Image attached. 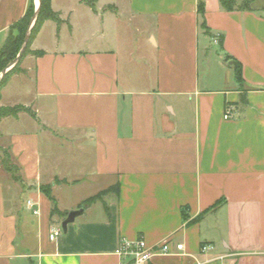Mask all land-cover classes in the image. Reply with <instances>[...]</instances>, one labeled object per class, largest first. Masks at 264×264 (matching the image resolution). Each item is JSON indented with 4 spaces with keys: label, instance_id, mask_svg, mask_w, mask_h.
Segmentation results:
<instances>
[{
    "label": "crops",
    "instance_id": "obj_1",
    "mask_svg": "<svg viewBox=\"0 0 264 264\" xmlns=\"http://www.w3.org/2000/svg\"><path fill=\"white\" fill-rule=\"evenodd\" d=\"M30 1L0 0V49ZM203 1L210 36L197 0H51L62 24L42 25L41 54L0 90V106L35 115L0 121L21 180L0 179V264H117L119 242L136 239L171 243L148 264H264V0L253 12Z\"/></svg>",
    "mask_w": 264,
    "mask_h": 264
},
{
    "label": "trees",
    "instance_id": "obj_2",
    "mask_svg": "<svg viewBox=\"0 0 264 264\" xmlns=\"http://www.w3.org/2000/svg\"><path fill=\"white\" fill-rule=\"evenodd\" d=\"M218 1H219V5L221 9L225 12H234V11L253 12L254 11L251 8V0H218ZM80 2L87 5L92 10H95V0H80ZM34 11H35V8L33 5V0H31L24 15L10 26L7 39L4 45L2 46V48L0 49V73L8 64H10L13 60H15L16 56L18 55L21 45L23 43L25 34L28 30L30 21L34 16ZM197 14L200 18L199 29L203 32V34L210 36L211 33L208 31L203 21V14H204V1L203 0H197ZM262 16H264V14ZM46 21H52L58 27L62 24V20L60 19L59 14L56 12H53V10L51 9V0H39V6L37 9L35 20L29 31V38H28L26 48L23 54L21 55L19 61L0 80V90L7 83V81L12 75H15L21 72L20 64L26 55L31 54L33 56H38L41 54L40 52H30V45L33 39L35 38V36L37 35V33L40 31L42 25ZM14 31L16 32V34H13ZM212 37L214 38L215 35H212ZM221 43H222V36L219 35L218 45H221ZM224 61L226 62L228 67L232 70L233 76L238 85V88H242L243 79H242V74H241L240 63L229 56L224 57ZM21 112L27 113L32 118L35 117L34 113L29 108H25L22 106H14V107L0 106V121L8 117H13V118L17 117V115ZM6 153H7V156H6L7 161L5 163L0 161V165L4 167L6 172L11 173L10 172V169H11L10 156L7 151ZM12 167L14 168L16 172H18L17 168L14 165H12ZM11 176L16 182L21 181L19 177H15V175L13 174H11ZM54 183L60 184L61 182L56 179ZM39 191L50 200L52 205H55V200L51 192V185L40 186ZM109 193L118 194V186L117 185L112 186L106 190L100 191L97 194L85 199L83 202H81L78 208L81 209V208L89 207L93 205L94 203H96L97 201H101L103 197H105Z\"/></svg>",
    "mask_w": 264,
    "mask_h": 264
},
{
    "label": "built area",
    "instance_id": "obj_3",
    "mask_svg": "<svg viewBox=\"0 0 264 264\" xmlns=\"http://www.w3.org/2000/svg\"><path fill=\"white\" fill-rule=\"evenodd\" d=\"M213 41L218 44V36L214 37ZM230 115L231 109L226 108L224 112V119H229ZM26 205L31 208L33 215L37 214V210L32 208L33 205L31 201H27ZM60 232V228H52L48 236L49 240H55ZM170 244V241L166 240L157 246L151 247L148 246L143 239H136L132 241L121 240L115 250V254L118 259L117 264H148L155 255L168 254L170 252ZM182 247L183 246L181 244H177L175 249L182 250ZM210 250H212V246L202 245L200 247L201 253H205Z\"/></svg>",
    "mask_w": 264,
    "mask_h": 264
},
{
    "label": "water",
    "instance_id": "obj_4",
    "mask_svg": "<svg viewBox=\"0 0 264 264\" xmlns=\"http://www.w3.org/2000/svg\"><path fill=\"white\" fill-rule=\"evenodd\" d=\"M37 1H38V6H39V0H37ZM38 6H37V8H35L34 16H33V18H32L31 21H30V24H29L28 30H27V32H26V34H25V37H24V40H23V44H22V46H21V49H20V51H19L17 57H16L15 60H13V61H12V62H11V63H10L5 69H4V70H2V72L0 73V80H1L2 77L6 74L7 70H9L12 66H14V65L19 61L21 55L23 54V52H24V50H25V48H26L27 42H28L29 31H30V29H31V27H32V25H33V22H34V20H35V17H36V13H37ZM82 211H83V209L81 208V209H79V210L69 212V213L67 214L66 218H65V219L62 221V223H61V229H62L63 231H65L67 225L73 223L74 220H75V218H76L77 216H79L80 214H82Z\"/></svg>",
    "mask_w": 264,
    "mask_h": 264
},
{
    "label": "rangeland",
    "instance_id": "obj_5",
    "mask_svg": "<svg viewBox=\"0 0 264 264\" xmlns=\"http://www.w3.org/2000/svg\"><path fill=\"white\" fill-rule=\"evenodd\" d=\"M202 33H203V32H202ZM13 34H16V32L14 31ZM215 37H216V36H215ZM201 39H202V38H201ZM201 42H202V46L207 47L206 44L204 45V39H202ZM22 44H23V43H22ZM21 46H22V45H21ZM207 48H209V50L212 51L213 54H214L215 52H216L217 54L219 53V48L216 47V46L209 45ZM20 49H21V48H20ZM16 57H17V56H16ZM8 65H9V64H8ZM8 65H7V66H8ZM7 66H6V67H7ZM6 67H5V68H6ZM12 67H13V66H12ZM12 67H11V68H12ZM5 68H4V69H5ZM11 68H10V69H11ZM4 69H3V70H4ZM10 69H9V70H10ZM9 70H7V72H8ZM7 72H6V73H7ZM6 156H7V153H6L5 147H4V146H1V147H0V161L5 163V162L7 161ZM10 163H11V169H10V172H11V173L6 172L5 175L0 176V179H2V177L5 178V177L8 176V175L10 176L11 174L15 175V177H19V178H20V174H19V172H16V171L14 170V168L12 167V165H14V164L12 163V160H11V159H10ZM1 168H2V170H5L3 166H1ZM5 180H6V179H5ZM45 186H46V185H45ZM59 190H62V192H59ZM68 192H70V191H66V189H64V188H63V189L60 188V189H58V191H57L56 194H57V195H61L62 193H65L66 196H68V195H70ZM63 195H64V194H63ZM24 197H25V196H24ZM60 197H62V196H60Z\"/></svg>",
    "mask_w": 264,
    "mask_h": 264
}]
</instances>
